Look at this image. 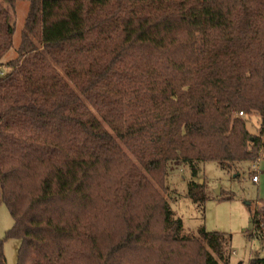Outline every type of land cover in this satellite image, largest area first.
<instances>
[{
  "label": "trees",
  "instance_id": "trees-1",
  "mask_svg": "<svg viewBox=\"0 0 264 264\" xmlns=\"http://www.w3.org/2000/svg\"><path fill=\"white\" fill-rule=\"evenodd\" d=\"M27 1L0 78V205L18 264H230V236L184 233L162 191L173 162L197 177L261 159L264 0ZM14 31L0 4V67ZM189 198L203 214L196 181ZM252 218L264 243V209Z\"/></svg>",
  "mask_w": 264,
  "mask_h": 264
},
{
  "label": "rangeland",
  "instance_id": "rangeland-1",
  "mask_svg": "<svg viewBox=\"0 0 264 264\" xmlns=\"http://www.w3.org/2000/svg\"><path fill=\"white\" fill-rule=\"evenodd\" d=\"M0 4L9 12L15 30L12 48L3 60L4 68H8L7 66L18 58L30 5L27 0H15L12 6L0 0ZM33 40L37 44V40L34 38ZM239 116L246 120L251 134H259L258 115ZM121 146L129 154L124 145ZM254 176L257 182L253 181ZM151 181L153 186L159 189L158 184L152 179ZM191 181L198 182L206 196L203 214L189 198ZM162 194L176 217L182 220L184 233L196 235L203 227L207 232H219L230 236L232 251L230 264H250L255 258L264 259V243L252 236L254 232L252 214L256 209H264L262 204H259L260 201H264V152L256 163L243 162L231 168H223L215 161L199 164L197 177H193L190 167L173 162L169 165L166 190L162 191ZM13 224L7 206L1 204L0 242L3 243L7 264H18L20 242L7 238Z\"/></svg>",
  "mask_w": 264,
  "mask_h": 264
},
{
  "label": "built area",
  "instance_id": "built-area-1",
  "mask_svg": "<svg viewBox=\"0 0 264 264\" xmlns=\"http://www.w3.org/2000/svg\"><path fill=\"white\" fill-rule=\"evenodd\" d=\"M10 72V69L8 68H4V67H0V78L4 77L6 74H8ZM240 115L242 116L243 114L240 113ZM253 181L257 182V178L253 177Z\"/></svg>",
  "mask_w": 264,
  "mask_h": 264
}]
</instances>
